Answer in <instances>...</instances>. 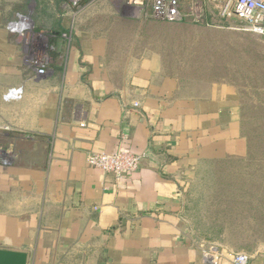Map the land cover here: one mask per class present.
<instances>
[{"label":"crops","instance_id":"obj_1","mask_svg":"<svg viewBox=\"0 0 264 264\" xmlns=\"http://www.w3.org/2000/svg\"><path fill=\"white\" fill-rule=\"evenodd\" d=\"M43 1L47 19L34 0L10 18L23 1L0 0V248L26 252L28 264H211L180 192L222 157V129L237 136L235 86L215 56L173 58L171 22L86 0L72 42L58 24L69 32L72 0ZM18 16L33 26L31 36L19 27L29 44L5 27ZM28 51L43 54L48 76L35 77ZM20 84L37 94L26 110L1 97ZM119 148L141 156L130 178L87 164ZM227 251L216 264H234ZM248 254L247 264H264V248Z\"/></svg>","mask_w":264,"mask_h":264},{"label":"rangeland","instance_id":"obj_2","mask_svg":"<svg viewBox=\"0 0 264 264\" xmlns=\"http://www.w3.org/2000/svg\"><path fill=\"white\" fill-rule=\"evenodd\" d=\"M99 1L112 7L108 0ZM190 1L182 0V9L188 7ZM201 1L205 20L209 24L188 15L182 19L184 22L180 20L167 23L173 26L170 54L182 64L187 57L198 55L205 47L216 54L214 60L215 63H220L221 81L234 85L238 93L244 96L240 114L242 112L245 115L244 129L249 134L252 148L242 158L230 154L234 158L214 163L205 162L196 169L197 173L186 178V188L181 190L180 196L194 235L201 238H193L196 244H200L201 250L212 244L228 251L252 253L264 248V227L259 226L264 221V150L256 147L257 144L261 145V141L264 142V35L238 29L235 26L239 24L237 21L230 22L233 26H215L218 21L213 13L212 3L210 0ZM81 2L82 0L71 1L73 11L69 16L70 28L64 38L72 42V33L76 31L80 18L85 13L81 9ZM121 4L128 6L126 0H121ZM125 9L132 17L138 16L132 7ZM10 24L11 22L5 27L16 34L20 44L23 39L27 43L30 41L31 33H34L30 32L33 26L27 27L30 36H24V31L12 29ZM24 60L36 68V78L43 79L49 75L47 60L41 52L34 51L30 54L28 51ZM11 90H14L13 97L10 96ZM1 97L5 100L14 98L17 103L23 104L20 109L24 107L26 110L29 104H36L37 94L29 95L26 87L22 88L21 85L5 90ZM8 109L10 114L12 110L10 111V107ZM0 110L1 117H4L5 102L0 104ZM228 206L231 207L230 211ZM221 228H225V231L221 232Z\"/></svg>","mask_w":264,"mask_h":264},{"label":"built area","instance_id":"obj_3","mask_svg":"<svg viewBox=\"0 0 264 264\" xmlns=\"http://www.w3.org/2000/svg\"><path fill=\"white\" fill-rule=\"evenodd\" d=\"M210 2L217 5L219 19L228 21V24L237 21L239 24L235 26H238V29L264 35V0H210ZM126 3L128 6L123 5V8L132 7L136 15H146L153 19L180 21L188 15L197 21H204L206 17L201 0H191L185 9H182V0H126ZM205 21L209 24L207 20ZM10 26L12 29H18L16 21L11 22ZM215 26L222 27L219 23ZM140 159V155L119 148L114 153H90L86 161L89 166L110 173L116 182H121L130 178L138 169ZM227 254L234 264H247L249 260V254L246 252L227 251ZM202 256L204 261L216 264L224 256L223 249L211 244L202 249Z\"/></svg>","mask_w":264,"mask_h":264},{"label":"trees","instance_id":"obj_4","mask_svg":"<svg viewBox=\"0 0 264 264\" xmlns=\"http://www.w3.org/2000/svg\"><path fill=\"white\" fill-rule=\"evenodd\" d=\"M23 2L18 5V7L15 8V10L13 11L12 15L10 18H13L15 13L16 15L18 14H23V4L27 3L28 1L30 0H22ZM36 4L38 5H42V10H44V12L41 14L40 17L42 18H49V14H47V7H46V3L42 0V2L40 0H34ZM47 2V1H46ZM86 2V0H83L82 3ZM212 7H213V13L214 15L216 16V20L218 21L219 25L223 26V27H226V26H229L230 24H228V21L224 20V19H219L217 17V13H218V7L217 5L215 4H211ZM20 6V7H19ZM36 10H37V7H36ZM38 15L34 14L33 16V19L34 21L37 22V18L39 17ZM154 20H157V21H162V22H170L168 20H159V19H154ZM12 21V20H11ZM9 21V22H11ZM185 20H181V22H184ZM59 27H60V30H59V34H62V33H66L67 32V29L66 27L64 26V22L62 21H59ZM199 24H202V23H199ZM204 25V24H202ZM173 34V32H172ZM198 55L200 56H216V54H214L212 51H209L207 50V48L205 47L204 49H202L201 52L198 53ZM221 54H219L218 56H220ZM221 58V56H220ZM209 66V69L208 70H211L210 66L211 64H207ZM207 69V68H206ZM220 70V69H219ZM236 88V87H235ZM229 89V88H228ZM232 90V89H231ZM237 90V93H238V89L236 88ZM238 97L240 99V105H241V102H243V94L241 93H238ZM240 111H242V106H241V109ZM244 116L243 113L241 112L240 114V120L238 121V125L236 127L237 129V136L235 137L234 139V136H227V133H226V130H221V144H220V148H221V153H222V157L217 160V161H223V160H229L231 157L234 158L233 156H239V157H245L248 153V151L250 150V148H252L251 146V143H250V138H249V134L248 132L246 131V129H244ZM261 145L259 146V144H257L256 147L258 148H261L262 150H264V142L261 141ZM255 146V144H254ZM232 151H235L234 153ZM230 154H234V155H230ZM217 161H214V162H217ZM213 161H207V163H212ZM213 162V163H214ZM217 164V163H216ZM229 208V211L231 209L230 206H228ZM262 224L259 225L260 227H264V221L261 222ZM224 225H222L223 227ZM222 231H225V228H221V232Z\"/></svg>","mask_w":264,"mask_h":264},{"label":"water","instance_id":"obj_5","mask_svg":"<svg viewBox=\"0 0 264 264\" xmlns=\"http://www.w3.org/2000/svg\"><path fill=\"white\" fill-rule=\"evenodd\" d=\"M28 17L18 16L16 26H23ZM0 264H28V254L21 250L0 248Z\"/></svg>","mask_w":264,"mask_h":264},{"label":"flooded vegetation","instance_id":"obj_6","mask_svg":"<svg viewBox=\"0 0 264 264\" xmlns=\"http://www.w3.org/2000/svg\"><path fill=\"white\" fill-rule=\"evenodd\" d=\"M30 25H31V22L30 21H27L25 24H24V26H27V27H30ZM19 28V27H18ZM22 30V29H21ZM24 31L25 30H27L28 32H29V28L28 29H26V28H24L23 29ZM32 34V33H31ZM33 35V34H32ZM34 37V36H33Z\"/></svg>","mask_w":264,"mask_h":264}]
</instances>
